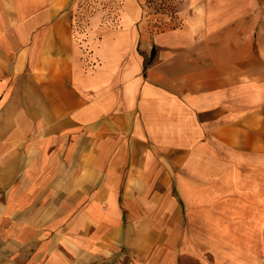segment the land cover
<instances>
[{"label":"crops","instance_id":"crops-1","mask_svg":"<svg viewBox=\"0 0 264 264\" xmlns=\"http://www.w3.org/2000/svg\"><path fill=\"white\" fill-rule=\"evenodd\" d=\"M146 15L0 0V264H264V0Z\"/></svg>","mask_w":264,"mask_h":264},{"label":"rangeland","instance_id":"rangeland-1","mask_svg":"<svg viewBox=\"0 0 264 264\" xmlns=\"http://www.w3.org/2000/svg\"><path fill=\"white\" fill-rule=\"evenodd\" d=\"M145 2L148 30L163 31L180 26L178 10L184 0H145Z\"/></svg>","mask_w":264,"mask_h":264},{"label":"water","instance_id":"water-1","mask_svg":"<svg viewBox=\"0 0 264 264\" xmlns=\"http://www.w3.org/2000/svg\"><path fill=\"white\" fill-rule=\"evenodd\" d=\"M154 56H155V48L152 47L151 50H150V53H149V63L152 62Z\"/></svg>","mask_w":264,"mask_h":264}]
</instances>
